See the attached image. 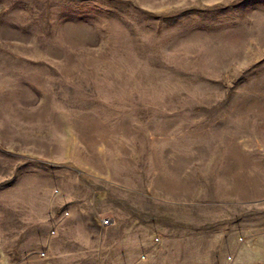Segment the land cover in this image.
<instances>
[{
	"label": "rangeland",
	"instance_id": "rangeland-1",
	"mask_svg": "<svg viewBox=\"0 0 264 264\" xmlns=\"http://www.w3.org/2000/svg\"><path fill=\"white\" fill-rule=\"evenodd\" d=\"M0 264H264V0H0Z\"/></svg>",
	"mask_w": 264,
	"mask_h": 264
},
{
	"label": "crops",
	"instance_id": "crops-1",
	"mask_svg": "<svg viewBox=\"0 0 264 264\" xmlns=\"http://www.w3.org/2000/svg\"><path fill=\"white\" fill-rule=\"evenodd\" d=\"M56 234L60 235V231L58 229H55V233H54L55 236H53V239L51 240L50 251H51L52 254H53V250L54 249L52 250L51 247L53 246V242H55V240L57 239Z\"/></svg>",
	"mask_w": 264,
	"mask_h": 264
},
{
	"label": "built area",
	"instance_id": "built-area-1",
	"mask_svg": "<svg viewBox=\"0 0 264 264\" xmlns=\"http://www.w3.org/2000/svg\"><path fill=\"white\" fill-rule=\"evenodd\" d=\"M105 222L107 223V220Z\"/></svg>",
	"mask_w": 264,
	"mask_h": 264
}]
</instances>
